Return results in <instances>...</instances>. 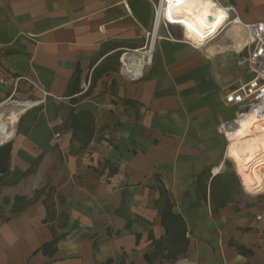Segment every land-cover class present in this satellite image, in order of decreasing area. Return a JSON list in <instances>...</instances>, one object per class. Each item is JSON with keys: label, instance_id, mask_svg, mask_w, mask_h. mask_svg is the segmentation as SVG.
I'll return each instance as SVG.
<instances>
[{"label": "crops", "instance_id": "crops-1", "mask_svg": "<svg viewBox=\"0 0 264 264\" xmlns=\"http://www.w3.org/2000/svg\"><path fill=\"white\" fill-rule=\"evenodd\" d=\"M218 3L232 26L197 45L155 27L151 0H0V264H264V185L248 190L220 129L252 76L243 24L264 22V0Z\"/></svg>", "mask_w": 264, "mask_h": 264}, {"label": "bare ground", "instance_id": "bare-ground-1", "mask_svg": "<svg viewBox=\"0 0 264 264\" xmlns=\"http://www.w3.org/2000/svg\"><path fill=\"white\" fill-rule=\"evenodd\" d=\"M160 12L172 24H180L188 39L196 43L204 42L229 18V12L215 0H166ZM239 123L228 153L237 162L248 190H257L264 185V174L259 173L257 164L264 161V122L250 112Z\"/></svg>", "mask_w": 264, "mask_h": 264}, {"label": "built area", "instance_id": "built-area-1", "mask_svg": "<svg viewBox=\"0 0 264 264\" xmlns=\"http://www.w3.org/2000/svg\"><path fill=\"white\" fill-rule=\"evenodd\" d=\"M165 1L166 0H151L155 10V27L156 25L168 27L169 24H172L163 16L162 12H160V8ZM215 1L218 3V0ZM225 9L229 11L233 10V7L228 6L225 7ZM243 26L248 34V41L240 52L241 56L238 59V63L240 65H245L252 76L240 87L229 90L225 96L226 102L236 104L240 107L236 118L224 122L220 126L221 132L225 135L229 143L231 138L238 131L240 126L239 119L242 116L252 112L259 121L264 122V22L243 24ZM103 29L104 28H102V30ZM215 35L216 33L210 35L202 43H194L203 45L208 39ZM148 51L152 52V46ZM22 79L27 78L25 76H17L12 79V83L14 84L13 94L17 91L18 84ZM7 83L8 81L6 79H0V86ZM258 218H261V216H258Z\"/></svg>", "mask_w": 264, "mask_h": 264}, {"label": "trees", "instance_id": "trees-1", "mask_svg": "<svg viewBox=\"0 0 264 264\" xmlns=\"http://www.w3.org/2000/svg\"><path fill=\"white\" fill-rule=\"evenodd\" d=\"M94 74H95V72H94ZM94 77H95V75H93L92 83L94 82ZM125 102H127L128 104L131 103L128 100H125ZM92 118L93 117H92L91 113L87 112V111H81V112H78V113L73 115V119H72L73 137L77 141L80 142L82 147H86L90 143V141L93 137L94 127H93ZM11 149H12L11 142L3 144L0 146V184L3 183V181H4L3 175L10 168ZM27 173L28 172L24 173V175H26ZM224 190L228 192V185H227V187H225V186L223 187V191ZM48 198H50V195L48 196ZM15 199L17 201L26 200V205H28L31 202H33L36 199V197L32 198L31 200H27L26 197H24V196H17ZM45 204L47 205L48 216H50L51 214L54 213L53 203L48 202V200H47V201H45ZM219 205L220 206L225 205V203L221 202ZM170 213H171L170 211L163 213L165 215L164 216L165 220L163 222L164 225L170 231L171 223H169V222H171V220L173 219L175 221L177 227H179V230L181 229V231H183V234H184L185 225H184L183 219L177 215H172V217H171ZM58 241H59V238L55 237L54 240L51 241L50 243L44 244L42 246V249L46 250L48 245L52 246L54 243H56ZM184 249L185 248H182L181 251H183Z\"/></svg>", "mask_w": 264, "mask_h": 264}, {"label": "rangeland", "instance_id": "rangeland-1", "mask_svg": "<svg viewBox=\"0 0 264 264\" xmlns=\"http://www.w3.org/2000/svg\"><path fill=\"white\" fill-rule=\"evenodd\" d=\"M225 23V24H224ZM228 22H223L220 26H219V28L222 26V25H224V26H222V28L219 30V28H218V32L217 33H219V32H221L222 31V34H224V33H226L227 31H228V29L232 26V24H228ZM168 26H173L175 29H177V30H179V31H181V32H184V28L180 25V24H169ZM216 33V34H217ZM15 99H17V98H15ZM13 100V101H11L10 103H11V105H14V104H16L17 103V101L18 100ZM9 105V104H8ZM4 107H6L5 105H3V106H0V112H2L3 111V109H4ZM3 140V138L1 139L0 138V141H2ZM259 173H261V174H264V172H263V170L259 167ZM24 182H26V184H25V188L26 189H29V188H32V186H33V184H31V182L30 181H28V180H25ZM35 186V185H34ZM33 186V187H34ZM41 190H43L42 188L41 189H36V190H32V192H33V194H32V192H31V195H35V194H37V191H41Z\"/></svg>", "mask_w": 264, "mask_h": 264}, {"label": "water", "instance_id": "water-1", "mask_svg": "<svg viewBox=\"0 0 264 264\" xmlns=\"http://www.w3.org/2000/svg\"><path fill=\"white\" fill-rule=\"evenodd\" d=\"M219 31V30H218ZM218 31H216L215 33H217ZM214 34V33H213Z\"/></svg>", "mask_w": 264, "mask_h": 264}]
</instances>
